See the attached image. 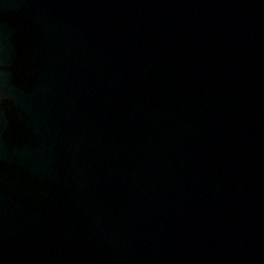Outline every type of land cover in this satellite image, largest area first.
I'll return each mask as SVG.
<instances>
[{"label": "water", "instance_id": "1", "mask_svg": "<svg viewBox=\"0 0 264 264\" xmlns=\"http://www.w3.org/2000/svg\"><path fill=\"white\" fill-rule=\"evenodd\" d=\"M0 264H264V0H0Z\"/></svg>", "mask_w": 264, "mask_h": 264}]
</instances>
